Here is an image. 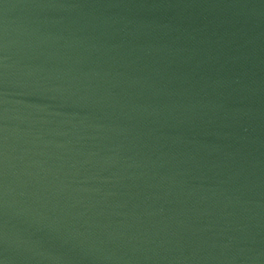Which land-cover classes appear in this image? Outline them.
I'll return each instance as SVG.
<instances>
[{
	"label": "water",
	"instance_id": "obj_1",
	"mask_svg": "<svg viewBox=\"0 0 264 264\" xmlns=\"http://www.w3.org/2000/svg\"><path fill=\"white\" fill-rule=\"evenodd\" d=\"M0 264H264V0H0Z\"/></svg>",
	"mask_w": 264,
	"mask_h": 264
}]
</instances>
